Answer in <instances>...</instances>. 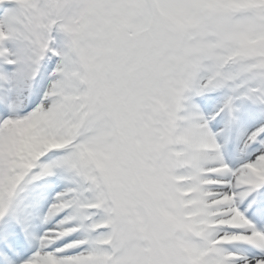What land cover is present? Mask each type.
Listing matches in <instances>:
<instances>
[{
	"label": "snow or ice",
	"instance_id": "1",
	"mask_svg": "<svg viewBox=\"0 0 264 264\" xmlns=\"http://www.w3.org/2000/svg\"><path fill=\"white\" fill-rule=\"evenodd\" d=\"M0 264H264V0H0Z\"/></svg>",
	"mask_w": 264,
	"mask_h": 264
}]
</instances>
